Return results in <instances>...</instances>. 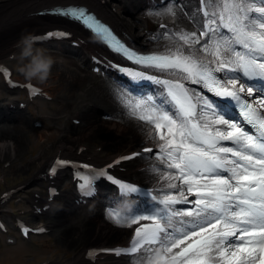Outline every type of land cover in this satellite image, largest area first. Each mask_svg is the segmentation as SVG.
Returning a JSON list of instances; mask_svg holds the SVG:
<instances>
[{"label": "snow or ice", "instance_id": "obj_1", "mask_svg": "<svg viewBox=\"0 0 264 264\" xmlns=\"http://www.w3.org/2000/svg\"><path fill=\"white\" fill-rule=\"evenodd\" d=\"M202 3L208 7L202 9L201 35L212 41L213 60L198 55L201 49L207 50L208 41L200 48L188 46L200 43L195 33L181 34L179 40L183 43H174L161 54L138 55L116 41L107 27L86 10L67 9L60 13L103 33L114 50L129 60L174 77L159 80L125 70L129 76L163 84L171 97V106L163 109L155 104L145 107L142 101H125L132 115L154 126L156 138L161 141L155 157L163 167H154L153 171L165 184L157 190L159 199L152 197L156 203L150 211L146 210L147 214L138 211L128 220L109 213L118 225L131 227L140 220L154 222L152 226L135 228L128 247L111 251L116 255H134L143 249L148 254L144 257L148 264H264V112L260 111L264 109V89H258L260 95L249 101L241 94L251 96L252 86L246 90L245 83H239L237 87L242 78L245 82H264V0ZM224 29L231 35L222 34ZM237 45L246 51L237 50ZM222 52H231L233 58L222 57ZM182 81L201 84L216 96L230 98L226 103L235 102L241 120L224 119L226 112L221 115L213 111L209 116L205 109H213V105L196 96ZM28 87L30 94H38L33 86ZM194 99L202 105L199 112ZM225 141L230 143H222ZM119 187L122 193L141 191L129 183H119ZM185 192L194 195L195 201H189ZM188 203L195 205L194 212L175 207ZM185 216L194 219H181ZM189 240L192 242L187 243ZM177 248L180 251H174Z\"/></svg>", "mask_w": 264, "mask_h": 264}, {"label": "bare ground", "instance_id": "obj_2", "mask_svg": "<svg viewBox=\"0 0 264 264\" xmlns=\"http://www.w3.org/2000/svg\"><path fill=\"white\" fill-rule=\"evenodd\" d=\"M71 3L85 5L92 8V10H97L106 19L110 20L115 25L122 27L126 31L127 27L131 32L127 31L129 38H126L143 52L154 53L158 50H165L166 47L172 46L174 43L182 44V42L179 40L173 43L165 42L163 39L155 40L141 33H136L133 35L131 30L132 26L127 23V19H119L114 14L109 13L108 10L99 9L95 4V0H11L9 4L3 6L0 10V50L5 48L8 49L15 43L16 39L25 34L24 30L16 33H10V30L7 27L12 21L18 19L22 14H27V12L31 10L39 12L38 10L48 9L51 6H63ZM180 3L182 4V7L178 8V10L175 12L176 14H174V18L183 23L184 26L189 27V29L195 33V36L200 38V9L198 3L196 5L194 0H180ZM126 11L127 13L132 14L129 8ZM44 24L48 23L45 22ZM192 48L196 49L197 47ZM201 54L202 53L200 51L198 54L199 56L207 58L208 60L214 59L212 50L208 56H202ZM221 55L227 59L233 58L231 52H222ZM230 75L234 76L236 74ZM84 79L85 77L81 75L69 78L67 80L68 84H66V89L70 91V93H74V90L78 86L83 85L86 87V84H84ZM221 83H223V81H221ZM239 83L245 82L241 79L237 83V87H239ZM247 87L248 85L245 83L246 90ZM93 93L94 95H90V97H94L97 100L98 108L96 111H81L86 120L82 132L76 138L72 139H67L65 136L60 135L57 138H54V141L60 143V146L65 145V152L67 154L71 152L72 145L77 141L84 140L92 144L102 137L118 136L117 138L122 139L119 145H122L131 139L132 140L129 142V145H147L145 142L148 141H152L155 143V145L161 143V141L156 138V133L152 131V124L142 121L138 119L137 116L132 115L129 108L122 106L121 101L112 100L111 96L103 90H93ZM259 95L260 93L258 90L254 88L251 96H245L244 93L241 94L242 97L248 99L249 101H254ZM73 97L75 99L74 95ZM201 98H205V96H201ZM113 102L119 106L113 104ZM105 108L110 109L108 112L114 111V115H117L123 122L121 124L114 125L104 121L103 119H100L97 113L103 112ZM261 110L264 112V109ZM76 111H79V109ZM205 111L209 116L212 115L213 111L217 112L216 109H206ZM217 113L221 114L220 112ZM224 119H229L230 122L237 121L236 117L232 113L224 115ZM6 122H10L12 125H10V128L7 129V137L9 139H6V137L0 139V158H6V156L9 155V159L14 163L17 160L15 155L23 154L25 140L23 139L22 132L23 128L27 126V121L25 119L14 118L9 119ZM215 127L223 128L224 126L215 125ZM129 136H131V138H129ZM41 149H44L43 144ZM42 155L43 152L36 158H33V161L29 163L26 162L24 166L17 167V172L27 173L28 170L32 169L36 165V162L44 159ZM138 176L143 182H147L152 185L163 187L165 184L163 180L159 179L157 174L150 175L149 173H141ZM87 215L88 216L83 217L59 216L57 218L58 221H56V223L58 224V230L60 233L59 240L61 241L62 246L68 248L71 252H79V250H81V248L86 244H97L104 247L116 246L127 240L130 235L127 230H125V228L118 225H113L111 222H108V220L104 218L100 211H93ZM184 220H189V218H185ZM56 264L59 263L56 262ZM138 264H148V261L144 260Z\"/></svg>", "mask_w": 264, "mask_h": 264}, {"label": "rangeland", "instance_id": "obj_3", "mask_svg": "<svg viewBox=\"0 0 264 264\" xmlns=\"http://www.w3.org/2000/svg\"><path fill=\"white\" fill-rule=\"evenodd\" d=\"M10 1L11 0H8L9 3ZM109 2L110 4H112L111 7L117 8L120 18H125L128 20L129 25H131L133 29L132 34L141 33L146 36L157 38L156 33L158 32L157 26L159 24H168L180 30L184 29L183 31L186 34L194 33L192 30L184 26L183 23L179 22L177 19L174 18V14H176L175 12L181 6L180 3L168 4L165 7L150 11L149 9L146 8V5H143L139 1L129 3L128 5H123L120 2V0H109ZM195 2L197 4V0H195ZM9 3H5V4L7 5ZM4 5L0 6V8H2ZM119 8L121 10H119ZM128 8L132 12V14L124 13ZM199 29L201 30L200 21H199ZM11 33H15V32H11ZM160 33L162 34V39H164L165 41L177 40V39H173L169 37V35H167L165 31H160ZM181 34L183 33L179 32V36ZM195 38H197V36H195ZM199 41H200L199 44L190 43V45L188 46L194 47L197 45L196 47L200 48L201 45L205 43V41H208V39H205L204 36L202 35V38L201 39L199 38ZM211 49H212V41H208L207 50L201 49V53L205 55H210ZM6 55L7 53L6 54L3 53V54H0V57H4ZM35 57L36 58L33 63H30L29 65L23 68H20V69L17 68L18 75H21L24 78H28L34 70L42 71L45 75H47L49 79L46 85L51 83L50 85L55 87L53 90V93L57 97L67 100L69 103H71L72 99L74 98L73 95L76 94L77 96L78 90L86 89L81 86H78V88L74 90V93L73 92L70 93V91L66 89L67 88L66 84H68L67 80L69 78L76 77L77 75L85 76L87 83L88 85H90V87H94L97 90H103L104 92L110 94V96L118 100L123 98L121 94L119 93L116 94V92L113 91L109 87V85L103 84L100 81H98L96 78L85 73L73 61L65 60L62 58L55 57V56H46L42 54L41 52H35ZM46 61H50V64L48 65V67H45ZM199 92L200 91L196 90L197 94H199ZM0 93L3 94L1 90H0ZM77 97H78L77 98L78 100L79 96ZM77 100H76V105H78ZM129 100L133 104L137 102L135 100L128 99V101ZM208 101L210 102V100ZM69 111H74L73 109L70 108V105H68L66 108H63L60 105H56V104H45L42 106L43 115L53 114L56 116L62 113H67ZM16 116H22L27 119V126L23 128V132H22L23 139L25 140V146L23 147L24 148L23 154L15 155V157H17V160L15 164L13 163L12 167L8 169H3V164L6 161L10 160L9 155H7L6 158H0V191L16 186L18 184H21L25 180L29 179L35 173L37 168L40 166L39 162H36L37 165L31 170H28L27 173L17 172V167L24 166L26 162L29 163L34 160L33 158H36L37 156H39L42 153V149H41L42 144L46 148L44 150L43 157L53 152L55 148L58 146V142L53 141V138L58 136L57 135L58 132L56 129L52 131H47V129H40V130L33 129L32 121L37 116V114L34 113V111H32L31 113H25L21 115L16 114ZM16 116L12 118H16ZM101 118L103 119V115L101 116ZM1 121H0V139H3V137H6V139H9L7 137L8 135L7 129H9L10 125L12 124L10 122H6L8 121V119H5L3 123H1ZM104 121H107V120H104ZM108 122L114 125H117V124H121L122 120L120 118L114 119V120L108 119ZM164 130L166 129H161V131L163 132ZM114 138H116V136L102 137L97 142H94L92 146H96L98 142L100 141H110ZM77 144H86L90 146L88 142L81 140L73 144L72 151L77 146ZM126 146H128V143H124L120 147L125 148ZM24 206H25V202H20V201L19 202L17 201L13 204V207H16V208H24ZM91 212H92V209L81 212L77 214L76 216L87 215V214H90ZM102 213L109 216V214L105 212L104 210H102ZM109 218H112V217H108L107 219L108 222H111L113 225H118L113 219H112L113 221H111ZM118 226L123 227L125 225H118ZM58 229L59 228L57 224V227L54 229V232L50 236L37 239L33 245L25 244L19 241L17 242L15 247H7L5 244L1 242L0 243V264H38L39 262L44 261V260L59 261L64 264L71 263L80 255L81 251L86 246H89V244L84 245L81 248V250H79V252H71L68 248H65L62 246L61 241L59 240L60 233ZM93 246H95V244ZM139 261L140 259L135 260V261L132 260L126 264H136Z\"/></svg>", "mask_w": 264, "mask_h": 264}, {"label": "clouds", "instance_id": "obj_4", "mask_svg": "<svg viewBox=\"0 0 264 264\" xmlns=\"http://www.w3.org/2000/svg\"><path fill=\"white\" fill-rule=\"evenodd\" d=\"M25 40L27 41V38H25ZM49 64H50V61H46L45 62V67H48Z\"/></svg>", "mask_w": 264, "mask_h": 264}]
</instances>
